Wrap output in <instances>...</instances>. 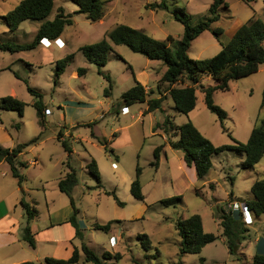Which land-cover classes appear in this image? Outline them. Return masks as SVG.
I'll return each instance as SVG.
<instances>
[{
    "label": "rangeland",
    "instance_id": "374dc122",
    "mask_svg": "<svg viewBox=\"0 0 264 264\" xmlns=\"http://www.w3.org/2000/svg\"><path fill=\"white\" fill-rule=\"evenodd\" d=\"M20 1L0 0V44H30L41 25V22L27 20L16 31L8 30L2 17ZM53 1L54 7L46 20H53L59 7L71 14L73 20L61 35V46L52 43L46 47L40 41L29 51L12 53L0 49V98L12 96L26 104L22 116L0 108V147L29 144L18 157L19 162L26 164L19 168L25 181L19 187L11 176L2 178L0 199L16 193L21 201L37 210L30 223L36 233L35 248H31L22 240L26 217L21 204L11 209L17 229L12 233V242L0 248V264L26 261L47 264L46 257L67 259L74 248L80 252L77 264H92L84 262L82 243L100 258L106 254L109 259L104 262L107 264H247L234 260L221 239L206 247L202 254L181 257L175 225L179 219L198 214L205 232L219 233L218 209L230 210L231 202L245 205V201L252 198L251 186L256 180H264V156L253 171H245L241 168L244 155L223 152L213 157L211 171L199 179L195 169L185 165L183 152L169 147L174 133L154 134L153 127L169 115L176 125L191 121L215 146L232 144L216 115L206 108L203 94L196 90V107L188 115L168 109L173 105L169 98L164 103L167 112L156 111L143 122L138 112L145 109L146 104H134L128 114L119 116L121 94L133 85L136 73H146L147 87L155 88V80L166 70L165 65L134 53L125 45L111 43L110 59L101 69L103 74L109 75V82L79 51L82 46L106 37L118 24L140 29L159 41H165L168 36L178 40L184 27L174 13L183 10L192 24H198L210 16L208 9L212 0H107L106 14L99 22H91L76 13L77 6L71 0ZM162 1L166 8L151 7ZM226 3L227 9L219 10L220 17L212 25V28L222 29V43L227 44L237 29L252 17L264 22V0H255L250 6L241 0H226ZM220 50V43L206 31L192 42L188 56L192 60H202L215 56ZM69 55L72 59L56 80V63ZM78 69H85L86 73L79 75ZM206 78L202 79L203 84H213ZM27 85L41 95L46 105L43 127L32 106L35 98L27 91ZM263 89L264 64L257 73L231 81L228 91L214 93V103L227 114L223 127L239 142L245 143L253 127L264 119V107L260 108ZM60 131H67L63 139L71 148V154L58 141ZM36 137L38 140L31 143ZM162 137L167 143L155 169L151 166L153 150L164 143ZM98 139L106 141L107 149ZM91 160H95L101 174V190L95 188L96 182L87 169ZM112 163L116 164L115 168ZM68 165L78 175L72 196L79 210L82 240L69 236L73 230L66 220L72 208L69 198L57 187V179L69 171ZM137 166L142 169L140 183L144 201L136 200L130 193ZM197 189L203 197L196 196ZM103 191H114L123 205L119 206ZM172 197H180L181 202L163 203ZM3 206L4 203H0V212ZM110 221L114 223L107 233L92 227ZM244 224L248 232L242 240V251L257 254L260 248L259 245V249L256 248L255 240H264V215L256 219L254 225L253 221ZM143 236L148 237L149 247Z\"/></svg>",
    "mask_w": 264,
    "mask_h": 264
},
{
    "label": "trees",
    "instance_id": "16d2710c",
    "mask_svg": "<svg viewBox=\"0 0 264 264\" xmlns=\"http://www.w3.org/2000/svg\"><path fill=\"white\" fill-rule=\"evenodd\" d=\"M71 1L77 6L78 10L76 13L84 15L91 22L101 21L106 14L107 0ZM241 1L250 6L255 0ZM53 7V0H21L13 10L2 17L8 30L10 32L16 31L20 24L27 20L41 22V25L37 29L32 43L16 44L8 42L0 44V49L12 53L29 51L35 49L43 39L49 41L59 39L65 28L73 24V20L71 14L66 13L62 7L57 9L56 16L53 20H46ZM151 7L166 8V5L162 1L155 3ZM221 9H227L226 0H212L208 9L210 16L195 25L191 23L189 15L183 10L176 11L174 17L184 27L183 35L178 40L168 36L165 41H159L140 29L118 24L100 41L84 45L79 49L84 58L89 63L94 64L98 68V73L102 74L109 82V75L103 74L101 69L107 65L110 59L112 52L111 43L114 45H125L132 52L141 54L152 61H160L165 65L166 70L159 79L154 91H147L140 82L134 79V85L121 95V104L126 107L146 103L147 108L143 112L144 115L159 109L167 95L171 98L177 113L188 115L196 107V90H199L203 94L206 108L216 115L223 131L230 137L232 144L215 146L199 132L191 121L176 126L171 118L167 117L162 123H157L154 127V130L161 129L165 134L170 132L174 133L177 139L169 142L170 147L183 152L185 165L194 167L199 179L205 178L211 171L213 157L223 152H237L244 155L241 168L245 171H253L264 156V119L253 127L249 139L245 143L239 142L223 127L227 114L213 100L216 91H228L231 81L246 78L257 73L260 66L264 64V22L259 18L252 17L237 29L227 44H224L220 41V37L223 34L222 29L219 27L212 28L213 23L220 17L219 10ZM206 31L211 32L214 38L220 43L221 50L211 58L202 60L190 59L188 51L192 42ZM114 56L120 59L119 55L115 54ZM72 57V55H69L56 63V80L65 71L67 63ZM129 68L131 69V67ZM85 73V69H78L79 75H84ZM15 76L19 78L17 74ZM204 77L211 79L213 84H203L202 79ZM24 82L27 84V81ZM162 85H166V87L162 88ZM27 91L35 98L32 106L36 110L40 126L43 127L47 110L46 105L43 103L41 95L28 85ZM154 93L158 96L156 98H149ZM25 107L26 104L15 97L6 96L0 98V108L3 110L14 111L22 116ZM263 107L264 89L260 108ZM93 137L96 138L94 135ZM38 138H34L31 143H35ZM62 138L63 133L60 131L58 133V141L61 142L65 151L71 154V148L67 141ZM98 142L104 149H107L106 141L98 139ZM28 145L17 144L12 148L0 147V162L8 164L11 177L20 186L25 181V177L20 173L19 168L25 167L26 164L19 162L18 157ZM162 148L163 146H158L153 150L154 160L151 166L155 169L158 168ZM68 168L69 171L58 180L57 187L61 193L69 198L72 214L68 218L67 223L74 229V239L78 238L82 240L83 229L80 227L77 217L79 210L72 196V192L78 184V175L74 168L69 165ZM87 169L96 182L95 188L101 190L103 187L102 179L95 160H91L87 165ZM141 173L142 169L137 166L135 178L130 185V193L136 200L144 201V194L142 193L140 183ZM250 192L252 198L245 201L247 208L255 216L264 215V180H256L251 186ZM103 193L113 197L119 206L123 205L118 200L114 191H103ZM195 194L199 195L197 191H195ZM180 202V197H172L163 201L165 205ZM20 204L26 217V226L23 230L22 240L31 248H35V234L30 228V223L36 217L37 210L29 203L21 201ZM218 213L217 219L220 234L205 232L201 216L198 214H193L186 219H179L176 222L175 229L180 238L179 255L181 257L186 254L199 255L206 245L215 242L221 236L225 240L229 255L235 260H244V254L241 253L240 246L248 229L243 222L241 213L234 215L232 211L223 208H219ZM113 223L114 221H110L105 225L93 224L92 227L95 230H102L107 233L110 231ZM143 238L149 247L150 241L148 237L143 236ZM81 252L84 255L85 263L107 264L104 260L109 259L106 254L101 258L98 257L84 243L81 244ZM79 257V249L74 248L71 256L67 259L46 257L45 262L47 264H77ZM250 263L264 264V255L255 254L251 258ZM20 264L33 263L26 261Z\"/></svg>",
    "mask_w": 264,
    "mask_h": 264
},
{
    "label": "crops",
    "instance_id": "0c3cea01",
    "mask_svg": "<svg viewBox=\"0 0 264 264\" xmlns=\"http://www.w3.org/2000/svg\"><path fill=\"white\" fill-rule=\"evenodd\" d=\"M253 3V2H252ZM252 3L250 4V5H252ZM203 34V33H202ZM59 40H60V42H62L63 40L61 39V37L59 38ZM48 41V40H47ZM194 42V41H193ZM165 72V71H164ZM163 72V73H164ZM163 75V74H162ZM161 75V76H162ZM134 76V75H133ZM161 78V77H160ZM159 78V79H160ZM134 79L135 80H137L138 82H140L144 87H145V89L147 90V91H154L155 90V88H156V86H157V83H158V81H159V79H156L155 80V88H153V87H151V88H148L147 87V84H148V82H149V79H148V75L146 74V73H144V72H139V73H136V78H135V76H134ZM207 79V78H206ZM133 85H134V83H133ZM132 85V86H133ZM131 86V87H132ZM130 87V88H131ZM128 90V89H127ZM125 92V91H124ZM122 95V94H121ZM158 95L156 94V93H154V94H151L150 96H149V98H156ZM170 97L167 95L166 96V99H165V101L162 103V106L159 108V109H157V110H155V111H153V112H151V113H148V114H146V115H144L143 114V112L146 110V108L145 109H143V108H141V110L138 112V116H139V120L141 121V122H143L144 121V119L146 118V117H150L153 113H155L156 111H161V110H163V111H165V112H167L166 110H165V104L164 103H166L167 101H168V99H169ZM197 103V102H196ZM142 104H146V103H142ZM168 105V104H167ZM169 106V105H168ZM130 108H131V106L130 107H126V106H124V105H122L121 104V106H120V110H119V113L117 112V114L120 116V115H125V114H122V111L124 110V109H128V113L130 112ZM168 109H170L171 111H175V109H174V105H172V106H169V107H167ZM176 112V111H175ZM170 117L169 115H166V117ZM157 123H162L161 121H157ZM156 123V124H157ZM155 124V125H156ZM176 125V124H175ZM176 126H179V125H176ZM65 132H67V131H65ZM65 132H63V138H64V136H65ZM153 132H154V134L156 133V134H161L163 131L161 130V129H156V130H154V127H153ZM62 138V139H63ZM177 139V137H175V135H174V140L173 141H175ZM162 140L164 141V143L163 144H160V145H157L156 147H158V146H163V148H162V151H165V145H166V138L164 139L163 137H162ZM170 147V146H169ZM161 151V152H162ZM113 152V151H112ZM114 153V152H113ZM161 161V159H159V162ZM184 161V160H183ZM113 165H116L115 163H112V166ZM116 167V166H115ZM188 167V166H187ZM194 168V167H193ZM66 174V173H65ZM64 174V175H65ZM142 174V173H141ZM64 175H62V176H60L58 179H57V182H58V180L61 178V177H63ZM6 176H11L10 175V168H9V166H8V164L7 163H5V162H0V186H1V179L2 178H4V177H6ZM141 176V175H140ZM17 184H18V182H17ZM19 185V184H18ZM212 185V184H211ZM19 187H20V185H19ZM213 188H214V186H213ZM195 191H197L198 193H199V195H196V196H200V197H203V195L201 194V192L197 189V190H195ZM20 202H21V197L20 196H18V194H16V193H14L13 195H12V197H9V198H7L6 197V199H0V203H4V208H3V211L2 212H0V237H3V238H0V248L2 247V246H5V245H8L9 243H11L12 242V233L14 232V231H16V229H17V227H16V222H15V220H13L12 218H11V213H10V211H11V209H16L18 206H19V204H20ZM234 204H241V203H239V202H237V201H233V202H231V205L230 206H232V205H234ZM243 208L240 206V211L242 210ZM240 211L237 209V210H234V211H232L233 212V214L234 215H238V214H240ZM70 217V216H69ZM259 217L260 216H255L253 213H252V215H251V218H252V221H253V224L252 225H254L255 224V220L256 219H259ZM202 219V218H201ZM68 220V219H67ZM67 220H66V222H67ZM202 223H203V221H202ZM66 224H68V223H66ZM69 225V224H68ZM70 226V225H69ZM249 226H251V225H249ZM71 227V226H70ZM248 227V226H247ZM30 228H31V226H30ZM203 228H204V225H203ZM67 229V228H66ZM31 230H32V228H31ZM68 230V229H67ZM72 230H73V234H71V231L69 232V236H71V239L73 238L74 239V229L72 228ZM219 230H220V228H219ZM32 232H33V230H32ZM34 233V232H33ZM211 233V232H210ZM35 234V236H36V233H34ZM216 234H220V232L219 233H216ZM112 238H114V237H112ZM218 239H221L220 241H223L224 243H225V240H224V238L223 237H219ZM217 239V240H218ZM216 240V241H217ZM216 241L215 242H213V243H211V244H208V245H206L203 249H202V252L200 253V254H202L203 253V250L206 248V247H208V246H210V245H213L214 243H216ZM255 244H256V248H258L257 246L259 245V251H258V253L257 254H260V255H264V240H259V239H256L255 240ZM244 247H243V245H242V243H241V246H240V251H241V253L242 254H244V260H242V261H245V263H247V264H251L250 262H251V258L255 255L254 253H248V252H243L242 251V249H243ZM235 260V259H234ZM236 261H238V260H236Z\"/></svg>",
    "mask_w": 264,
    "mask_h": 264
},
{
    "label": "built area",
    "instance_id": "2783aa9c",
    "mask_svg": "<svg viewBox=\"0 0 264 264\" xmlns=\"http://www.w3.org/2000/svg\"><path fill=\"white\" fill-rule=\"evenodd\" d=\"M45 41L42 42L43 46H46V47H49L52 45V43L54 44H57L59 46L62 45V42H60L59 39L55 40V41H46V43H44ZM122 114H128V109H124L122 111ZM116 165H113L112 167L115 168ZM240 206L243 208L241 210V215L243 217V222L245 223H248V224H252V218H251V211L247 208V205H243V204H234L233 206H231V211H234V210H239L240 211Z\"/></svg>",
    "mask_w": 264,
    "mask_h": 264
},
{
    "label": "clouds",
    "instance_id": "9594fccd",
    "mask_svg": "<svg viewBox=\"0 0 264 264\" xmlns=\"http://www.w3.org/2000/svg\"><path fill=\"white\" fill-rule=\"evenodd\" d=\"M45 40L47 41V39H43V40H41V43H42L43 41H45ZM48 41H49V40H48Z\"/></svg>",
    "mask_w": 264,
    "mask_h": 264
},
{
    "label": "bare ground",
    "instance_id": "6f19581e",
    "mask_svg": "<svg viewBox=\"0 0 264 264\" xmlns=\"http://www.w3.org/2000/svg\"><path fill=\"white\" fill-rule=\"evenodd\" d=\"M46 41V40H45ZM45 43V42H44Z\"/></svg>",
    "mask_w": 264,
    "mask_h": 264
}]
</instances>
